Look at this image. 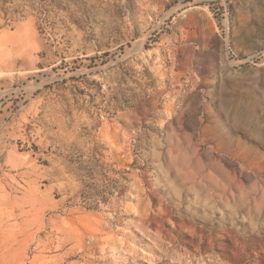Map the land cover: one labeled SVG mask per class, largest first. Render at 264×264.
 <instances>
[{
	"label": "rangeland",
	"instance_id": "374dc122",
	"mask_svg": "<svg viewBox=\"0 0 264 264\" xmlns=\"http://www.w3.org/2000/svg\"><path fill=\"white\" fill-rule=\"evenodd\" d=\"M0 264H264V0H0Z\"/></svg>",
	"mask_w": 264,
	"mask_h": 264
}]
</instances>
